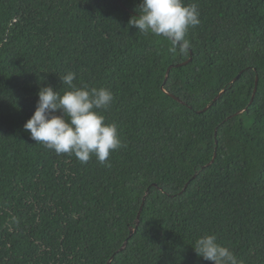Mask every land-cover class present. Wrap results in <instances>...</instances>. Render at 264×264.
Listing matches in <instances>:
<instances>
[{"label": "trees", "instance_id": "16d2710c", "mask_svg": "<svg viewBox=\"0 0 264 264\" xmlns=\"http://www.w3.org/2000/svg\"><path fill=\"white\" fill-rule=\"evenodd\" d=\"M140 3L0 0V264H214L204 234L264 264V0H185L186 53L129 26ZM68 71L113 93L97 111L122 147L105 164L23 127Z\"/></svg>", "mask_w": 264, "mask_h": 264}, {"label": "clouds", "instance_id": "9594fccd", "mask_svg": "<svg viewBox=\"0 0 264 264\" xmlns=\"http://www.w3.org/2000/svg\"><path fill=\"white\" fill-rule=\"evenodd\" d=\"M137 11L139 15L129 19V26L144 34L165 37L173 52L188 51V29L200 24L195 3L141 0ZM75 78L73 71L60 76L62 84L68 86L62 94L51 85L40 87L35 110L23 127L36 143H43L57 154H73L81 162L95 155L105 164L111 152L122 147L115 123H105V117L97 111L109 107L113 93L106 87H78L73 83ZM193 247L198 256L214 264H238L231 248L220 244L215 234L198 237Z\"/></svg>", "mask_w": 264, "mask_h": 264}, {"label": "water", "instance_id": "95a60500", "mask_svg": "<svg viewBox=\"0 0 264 264\" xmlns=\"http://www.w3.org/2000/svg\"><path fill=\"white\" fill-rule=\"evenodd\" d=\"M192 60H193V53H192V57H191L187 62H185V63H183V64H178V65H176V67H181V66L188 65ZM174 67H175V65H172V66H170V68L168 69V71H167V75H166V81H167V79H168V77H169V75H170L171 70H172ZM240 76H241V74L236 78V80L239 79ZM234 81H235V80H234ZM258 86H259V77H257V79H256V84H255L254 94H253L252 100H251V102H250V105L253 103V101H254V99H255V96H256V93H257V90H258ZM223 92H224V91H222V92L217 96V98H216L215 100H217V99L222 95ZM176 99L179 100L178 98H176ZM245 111H246V109L241 110V111L237 112L236 114L231 115L230 118H233V117H235V116H237V115H241V114H243ZM216 156H217V152H215L214 158L212 159V161L210 162L209 165H211V164L214 163V161H215V159H216ZM145 199H146V197L144 198V201H145ZM142 209H143V205H142V207H141V209H140V211H139V213H138V216H137V219H136V226H135V228H132V230H131L130 237H132L133 234L137 231V227L139 226V223H140V217H141ZM127 244H128V240L124 243V245H123V247L120 249V251L125 250V248L127 247ZM113 259H114V256L109 260V262H108L107 264H111V262H112Z\"/></svg>", "mask_w": 264, "mask_h": 264}]
</instances>
